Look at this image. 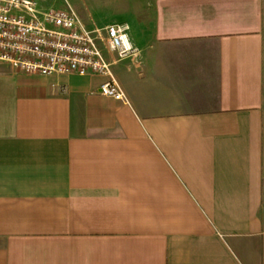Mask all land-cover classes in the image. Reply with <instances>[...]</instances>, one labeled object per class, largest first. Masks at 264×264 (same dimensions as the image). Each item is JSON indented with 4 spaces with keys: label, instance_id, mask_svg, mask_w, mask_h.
Here are the masks:
<instances>
[{
    "label": "crops",
    "instance_id": "0c3cea01",
    "mask_svg": "<svg viewBox=\"0 0 264 264\" xmlns=\"http://www.w3.org/2000/svg\"><path fill=\"white\" fill-rule=\"evenodd\" d=\"M112 12L125 102L0 62V264H264V0Z\"/></svg>",
    "mask_w": 264,
    "mask_h": 264
},
{
    "label": "built area",
    "instance_id": "2783aa9c",
    "mask_svg": "<svg viewBox=\"0 0 264 264\" xmlns=\"http://www.w3.org/2000/svg\"><path fill=\"white\" fill-rule=\"evenodd\" d=\"M43 0H0V62L23 73L101 74L97 92L122 102L126 96L113 78L101 42L125 57L136 48L128 27L111 23L99 30L88 28L69 5H47Z\"/></svg>",
    "mask_w": 264,
    "mask_h": 264
},
{
    "label": "rangeland",
    "instance_id": "374dc122",
    "mask_svg": "<svg viewBox=\"0 0 264 264\" xmlns=\"http://www.w3.org/2000/svg\"><path fill=\"white\" fill-rule=\"evenodd\" d=\"M57 4L69 5L77 12L79 16L82 14L91 15L92 22L102 24L110 21L116 14L112 12V0H52ZM87 15V16H88Z\"/></svg>",
    "mask_w": 264,
    "mask_h": 264
}]
</instances>
